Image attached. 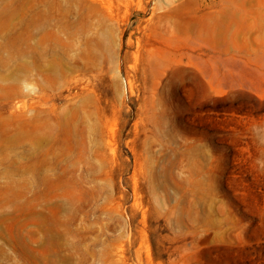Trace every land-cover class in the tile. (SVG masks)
<instances>
[{"label": "rangeland", "instance_id": "374dc122", "mask_svg": "<svg viewBox=\"0 0 264 264\" xmlns=\"http://www.w3.org/2000/svg\"><path fill=\"white\" fill-rule=\"evenodd\" d=\"M0 264H264V0H0Z\"/></svg>", "mask_w": 264, "mask_h": 264}]
</instances>
